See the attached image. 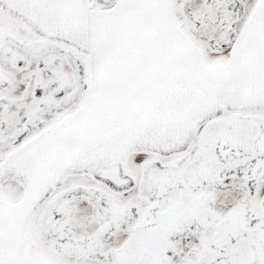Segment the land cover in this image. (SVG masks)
Returning a JSON list of instances; mask_svg holds the SVG:
<instances>
[{
  "label": "snow or ice",
  "instance_id": "6c2138e0",
  "mask_svg": "<svg viewBox=\"0 0 264 264\" xmlns=\"http://www.w3.org/2000/svg\"><path fill=\"white\" fill-rule=\"evenodd\" d=\"M0 264H264V0H0Z\"/></svg>",
  "mask_w": 264,
  "mask_h": 264
}]
</instances>
